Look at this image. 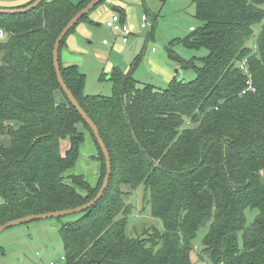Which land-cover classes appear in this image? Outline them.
<instances>
[{
  "label": "trees",
  "instance_id": "trees-1",
  "mask_svg": "<svg viewBox=\"0 0 264 264\" xmlns=\"http://www.w3.org/2000/svg\"><path fill=\"white\" fill-rule=\"evenodd\" d=\"M89 1L43 0L25 13L0 14V225L77 207L102 184L103 153L61 90L52 61L60 29ZM191 4L199 24L170 40L167 54L196 72L192 80L157 87L114 67L112 94L88 95L85 75L63 65L60 50L91 10L59 44L61 75L96 123L112 166L102 198L59 227L64 264H264V0ZM256 24L252 49L246 42ZM179 42L206 54L178 56ZM248 80L254 90L246 89ZM83 130L96 145L94 185L83 174H66L80 155ZM138 187L162 231L152 225L127 233L134 210L125 198ZM247 207L258 211L249 225Z\"/></svg>",
  "mask_w": 264,
  "mask_h": 264
},
{
  "label": "rangeland",
  "instance_id": "rangeland-1",
  "mask_svg": "<svg viewBox=\"0 0 264 264\" xmlns=\"http://www.w3.org/2000/svg\"><path fill=\"white\" fill-rule=\"evenodd\" d=\"M7 0H0V7L5 6V2ZM129 0L132 14L128 13V17H135L136 23L140 20V16L143 11L149 12L150 16L153 14H158L156 16V21L154 24H151L152 17H149L147 20V26L137 34L138 40L136 41L137 53L135 54V58H131L128 67L124 71L128 73L130 70L132 71V75H140L139 73L148 74L150 71V65H147V55L150 51V48L153 46L155 49L154 55H157L158 61L163 60L162 63L168 62L173 65L172 69H177L178 63L168 56L167 54V46L169 45V41L174 38L183 37L190 33L189 26H196L199 24L198 19L194 16L193 5L191 4V0ZM104 2V1H103ZM102 2V3H103ZM106 2V1H105ZM96 10V9H95ZM89 14L91 17L94 15V11ZM151 27H154L152 36H149V31ZM261 26L256 24L253 27L252 35L247 40V45L252 49L256 48V38L260 31ZM110 30L106 29L104 26L99 28V30L94 34L91 39L92 43L84 44V48L96 47L99 45V42L102 38V34H110ZM5 36L2 37L4 39ZM175 53L178 56L184 57L186 59H199L206 54V50L204 48H187L182 43H176L173 46ZM88 50V49H87ZM123 49H119L116 52L118 55L113 54L109 59L111 63H123L125 65L128 62L125 59V52ZM90 55L85 57V84L83 91L85 94H99V95H110L112 94L111 90V81L108 80L107 76H101V67L103 66L101 61H97L94 59V56H91L93 52L88 50ZM138 59L134 65V60ZM199 63V60H196ZM105 63V62H104ZM164 65V64H163ZM175 67V68H174ZM95 69H99V71H95ZM182 72V78L186 80H192L196 76V72L192 68H179ZM122 70V69H121ZM173 70V71H174ZM123 71V70H122ZM153 82V81H152ZM84 131L85 139L80 144V146L85 144L83 147L79 146V157H83L87 160V165L82 164V172L87 177L88 182L95 183V179L97 176L93 172L96 169L98 174V160L93 158L96 151V145L89 134L88 131ZM90 138V144L93 147V153H90V145L87 141ZM87 140V141H86ZM86 142V143H85ZM64 144V143H63ZM95 146V147H94ZM78 157V158H79ZM143 196L142 187H138L135 191L130 192V194L125 198L127 202L133 205L134 214L128 220L126 225L127 233L130 235H139L145 229L151 230L153 226L157 227L158 230L163 229L161 226V222L156 217L149 216V206L145 203ZM144 205V208H142ZM257 209L254 208H246L245 209V222L249 225L255 215L257 214ZM77 215H66L61 218H46L40 220H31V222L18 224L13 227H9L4 229L0 233V264H49L50 261H53L58 264H63L61 256H63L64 244H62L60 235H59V227L64 221L73 220L77 218ZM153 225V226H152ZM206 230V227L201 228L197 233V242L200 241L201 235ZM238 239L241 244L240 232L238 234ZM199 243L196 244L194 249L196 251L200 250ZM207 261L205 260V263Z\"/></svg>",
  "mask_w": 264,
  "mask_h": 264
},
{
  "label": "crops",
  "instance_id": "crops-1",
  "mask_svg": "<svg viewBox=\"0 0 264 264\" xmlns=\"http://www.w3.org/2000/svg\"><path fill=\"white\" fill-rule=\"evenodd\" d=\"M32 0H7L5 3L4 8H10V7H15V6H21V5H25L26 3H30ZM106 1V2H105ZM129 0H104L103 3L99 4L98 6H96L94 9H92L90 12L94 11V15L93 17H91V15L89 14L88 16V20L87 21H82L80 23L77 24V26L75 27L74 31H72V33H70L65 40V44L64 46L61 48L60 50V61L62 62L63 65L67 66V65H73L75 64L79 70L85 75V57H88V55H90V52L92 51L93 54H91V56H94V59L97 61H101L103 66L101 67V76L108 75L107 77L109 78L110 73L112 71V69L114 67H118L121 68L124 71L125 70L130 61L131 58H135V54L137 53V49L136 48V41L138 40V36L137 34L140 33V31L142 30V28H139V20L136 23V19L133 16L128 17L127 14L131 13V6L130 3L128 2ZM137 2H139L138 0H136ZM162 1V0H161ZM115 5L118 6L117 11L112 10L111 6ZM113 13H119L122 15L123 18V23L127 24L130 26V28L133 29V33L129 38V41L127 43H123L120 39V37L118 36V34H116L114 31H112L111 29H109L106 25H105V20H107ZM145 13L147 14L148 18L152 17L151 19V24H154V22L156 21V16L158 14H153V15H149V12H145L143 11L142 14ZM141 14V15H142ZM140 19V18H139ZM102 26H104L106 29L110 30V34H102V38L99 42V45L96 47H92V49L90 47H88L87 49L84 48L85 46L82 45V42L84 44V41L88 44V43H92L91 39L93 38L94 34L99 30V28H101ZM194 28L195 26H189V30L190 32L192 31L191 28ZM154 27H151L150 31H149V36H152ZM176 39V38H174ZM103 40H106V42H103ZM172 40V39H171ZM124 48V52H125V59L128 62L127 65L123 64V63H111L110 62V57L113 54L118 55L116 52L119 51V49H123ZM155 49L152 46L150 48V51L147 55V65H150L149 68V72L148 74H144V73H139L140 75H135L133 74V76L138 80L139 83H148V84H153L157 87H165V85H167L169 82L173 81V79L175 78V71H173V65H171L168 62H163V60L158 61L157 55H154ZM85 57H84V56ZM105 62V63H104ZM164 64V65H163ZM175 68V67H174ZM177 68V65H176ZM96 73L97 71H99V69H95ZM129 72L132 73V71L130 70ZM125 73V72H124ZM86 77V75H85ZM107 78V79H108ZM109 80V79H108ZM153 81V82H152ZM111 84V83H110ZM56 98L57 100L60 99V95L59 93L56 94ZM89 140L87 141V143L89 142L90 145V153H93L94 149L92 147V145L90 144V138H88ZM86 143V142H85ZM85 144H83L84 146ZM67 146V142L64 143V147ZM82 146V145H81ZM80 146V147H81ZM82 146V147H83ZM95 147V146H94ZM96 151V148H95ZM97 151L95 154L92 155H96ZM82 164H86L87 165V160L83 157H79L74 165V167L72 169H70L69 171H67V175L70 173H80L83 174L82 170ZM99 164V163H98ZM99 167V171H100V166ZM99 171L98 174L95 171L93 172L95 175H93V177L97 176L95 179V183L96 180L98 178L99 175ZM84 175V174H83ZM85 177V175H84ZM85 179L87 180V177H85ZM88 182V180H87ZM90 183V182H89ZM95 183H90V184H95Z\"/></svg>",
  "mask_w": 264,
  "mask_h": 264
},
{
  "label": "water",
  "instance_id": "water-1",
  "mask_svg": "<svg viewBox=\"0 0 264 264\" xmlns=\"http://www.w3.org/2000/svg\"><path fill=\"white\" fill-rule=\"evenodd\" d=\"M43 0H34L31 3H28L25 5V7H10V8H4L0 7V14H10V13H25L26 11H29L33 8H36ZM102 0H90L89 2L86 3V5L78 10L72 17L67 21V23L60 29L61 31L57 34V37L55 38L52 46V61H53V67H54V72L55 76L57 77V82L59 83V86L61 90L64 92L68 102L71 104V106L75 107L79 115L81 116L82 120L85 121L87 126L91 129V132L93 136H95L96 142L100 148V151L103 153L104 157V166H105V174L102 179V184L97 190L96 194L92 197L91 200H89L86 203H83L81 205H77V207L74 208H64L61 210H54V211H46L45 213H36V214H31V215H26L22 217H18L13 220H9L5 223H2L0 225V233L9 227L16 226L18 224H24L31 222V220H40V219H46V218H61L62 216L66 215H74L77 214V212H80L82 210H85L89 207H91L93 204L98 202L102 197L104 191L106 190L109 182V176L111 173V162H110V154L109 151H107V148L105 146V143L102 139V137L99 134L98 127L96 123L90 118V116L87 115L83 107L80 105L78 102L77 98L75 95L72 93V91L69 90L67 87L63 76L61 75L60 71V63L58 61V56H59V49H60V42L62 39L71 31L72 27L87 13L92 10L95 6L100 4ZM112 10L117 11L118 6L112 5L111 6ZM176 75L175 78L173 79V83H177L182 79V72L181 69H175L174 70Z\"/></svg>",
  "mask_w": 264,
  "mask_h": 264
},
{
  "label": "built area",
  "instance_id": "built-area-1",
  "mask_svg": "<svg viewBox=\"0 0 264 264\" xmlns=\"http://www.w3.org/2000/svg\"><path fill=\"white\" fill-rule=\"evenodd\" d=\"M147 20H148L147 14L143 13L140 16L139 28L144 29L147 26ZM105 25L109 29H111L112 31H114L116 34H118V36L120 37V39H121V41L123 43H127L129 41L130 36L133 33V29L130 28L129 25H127V24H125V23H123L121 21L120 14L119 13H113L107 20H105ZM191 29L193 30L194 28L192 27ZM3 36H4V32L0 29V38H2ZM103 42H106V40H103ZM247 82H248V88H246V89L254 90V88L250 84V80H248ZM246 89H244L243 92ZM61 259H62V261L63 260L65 261L64 255L61 256ZM49 264H58V263H55L53 261H50Z\"/></svg>",
  "mask_w": 264,
  "mask_h": 264
}]
</instances>
